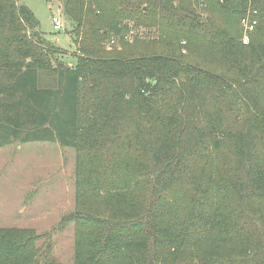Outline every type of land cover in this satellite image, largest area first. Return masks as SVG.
<instances>
[{
  "label": "trees",
  "instance_id": "16d2710c",
  "mask_svg": "<svg viewBox=\"0 0 264 264\" xmlns=\"http://www.w3.org/2000/svg\"><path fill=\"white\" fill-rule=\"evenodd\" d=\"M62 9L71 54L0 0V147L74 149L73 264H264V0ZM41 236L0 227V264H61Z\"/></svg>",
  "mask_w": 264,
  "mask_h": 264
},
{
  "label": "rangeland",
  "instance_id": "374dc122",
  "mask_svg": "<svg viewBox=\"0 0 264 264\" xmlns=\"http://www.w3.org/2000/svg\"><path fill=\"white\" fill-rule=\"evenodd\" d=\"M17 1L32 11L44 37L70 54L74 51L68 33L72 26L66 22L62 0ZM53 15L66 22L65 27L54 30ZM136 30L128 28L124 31L125 40L131 42ZM243 31L241 26V34ZM112 44H117V38ZM65 60L69 65L74 62L70 55ZM74 176L75 151L71 147L48 141L0 147V227L34 229L42 235L37 242L39 247L43 246L45 233H48L55 260L61 264H73V223L64 227L57 224L74 207Z\"/></svg>",
  "mask_w": 264,
  "mask_h": 264
},
{
  "label": "built area",
  "instance_id": "2783aa9c",
  "mask_svg": "<svg viewBox=\"0 0 264 264\" xmlns=\"http://www.w3.org/2000/svg\"><path fill=\"white\" fill-rule=\"evenodd\" d=\"M51 23L54 30H60L63 27H65L66 23H64L59 17L57 16H51ZM256 23L255 19H252L249 14L245 15L241 18L240 24L244 28V31L241 35V42L243 44H247L250 40V33L254 29V25ZM111 43H113V40H111ZM182 43H185L184 41ZM182 52H185V50H182Z\"/></svg>",
  "mask_w": 264,
  "mask_h": 264
},
{
  "label": "crops",
  "instance_id": "0c3cea01",
  "mask_svg": "<svg viewBox=\"0 0 264 264\" xmlns=\"http://www.w3.org/2000/svg\"><path fill=\"white\" fill-rule=\"evenodd\" d=\"M66 23V22H65ZM130 25H131V23H130ZM46 38V37H45ZM47 39V38H46ZM47 40H49V39H47ZM49 41H52V40H49ZM53 42V41H52Z\"/></svg>",
  "mask_w": 264,
  "mask_h": 264
},
{
  "label": "water",
  "instance_id": "95a60500",
  "mask_svg": "<svg viewBox=\"0 0 264 264\" xmlns=\"http://www.w3.org/2000/svg\"><path fill=\"white\" fill-rule=\"evenodd\" d=\"M65 31H66V29H65Z\"/></svg>",
  "mask_w": 264,
  "mask_h": 264
}]
</instances>
